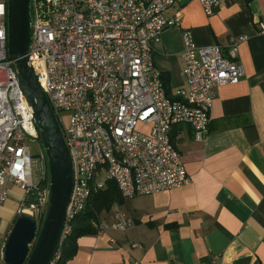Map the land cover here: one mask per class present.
<instances>
[{"label":"built area","instance_id":"obj_1","mask_svg":"<svg viewBox=\"0 0 264 264\" xmlns=\"http://www.w3.org/2000/svg\"><path fill=\"white\" fill-rule=\"evenodd\" d=\"M178 1L31 0L28 59L60 124L73 168L61 242L90 197L109 181L124 199L188 185L190 177L171 142L172 127L188 125L196 141L204 140L216 89L237 84L244 75L236 57L245 37L230 39L224 54L217 45L196 46L190 31L181 30L184 85L174 92L177 99L166 95L153 49L164 31L180 27L179 11L164 16ZM197 1L207 16L223 2ZM258 25L264 33V19ZM6 36V0H0V206L16 187L22 192L17 216L28 213L38 221L47 203V160L8 58ZM100 218L94 224L97 234L125 231L133 223L118 206ZM57 257L56 252L53 260Z\"/></svg>","mask_w":264,"mask_h":264},{"label":"crops","instance_id":"obj_2","mask_svg":"<svg viewBox=\"0 0 264 264\" xmlns=\"http://www.w3.org/2000/svg\"><path fill=\"white\" fill-rule=\"evenodd\" d=\"M175 11L180 27L164 31L153 49L171 97L184 85L181 30L196 46L217 45L224 54L230 39L245 37L236 57L244 75L216 89L204 140L188 125L171 129L190 183L124 200L118 208L132 226L79 237L68 264H264V0H223L210 16L197 0H179L164 16ZM21 196L10 187L0 206V244Z\"/></svg>","mask_w":264,"mask_h":264},{"label":"water","instance_id":"obj_3","mask_svg":"<svg viewBox=\"0 0 264 264\" xmlns=\"http://www.w3.org/2000/svg\"><path fill=\"white\" fill-rule=\"evenodd\" d=\"M32 25L31 0H6L7 54L15 63L16 77L46 156L47 203L38 221L28 213L16 217L0 264H51L61 243L73 186L72 161L62 129L29 63Z\"/></svg>","mask_w":264,"mask_h":264},{"label":"trees","instance_id":"obj_4","mask_svg":"<svg viewBox=\"0 0 264 264\" xmlns=\"http://www.w3.org/2000/svg\"><path fill=\"white\" fill-rule=\"evenodd\" d=\"M161 77L163 80L162 75ZM166 87V95L171 99H177L171 97V94ZM175 126H173L172 129ZM170 136L171 142L174 145L173 140L175 134H173L172 131L170 132ZM124 200L127 199L122 197L117 185L112 181L107 182L105 189L93 194L87 202L84 210L74 218L71 232L60 243L57 250L58 257L54 259L51 264H68L76 254L77 239L86 235H96L97 229L94 224L99 221L101 214L109 213L113 207L122 205Z\"/></svg>","mask_w":264,"mask_h":264},{"label":"rangeland","instance_id":"obj_5","mask_svg":"<svg viewBox=\"0 0 264 264\" xmlns=\"http://www.w3.org/2000/svg\"><path fill=\"white\" fill-rule=\"evenodd\" d=\"M31 150H32V152H33V154H36L37 153V148H36V146L35 145H31ZM101 218H100V220H104L105 218H106V214L105 213H103V214H101V216H100ZM2 245V246H1ZM3 245L4 244H0V260L2 259V254H1V249H2V247H3Z\"/></svg>","mask_w":264,"mask_h":264}]
</instances>
